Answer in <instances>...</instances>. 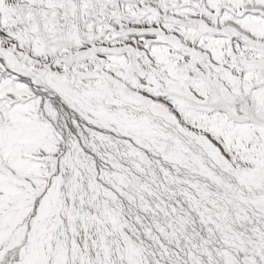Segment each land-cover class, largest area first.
<instances>
[{
	"label": "snow or ice",
	"instance_id": "1",
	"mask_svg": "<svg viewBox=\"0 0 264 264\" xmlns=\"http://www.w3.org/2000/svg\"><path fill=\"white\" fill-rule=\"evenodd\" d=\"M0 264H264V0H0Z\"/></svg>",
	"mask_w": 264,
	"mask_h": 264
}]
</instances>
